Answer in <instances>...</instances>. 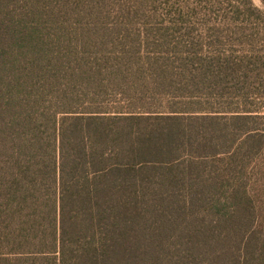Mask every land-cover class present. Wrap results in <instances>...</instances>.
<instances>
[{"label":"trees","instance_id":"16d2710c","mask_svg":"<svg viewBox=\"0 0 264 264\" xmlns=\"http://www.w3.org/2000/svg\"><path fill=\"white\" fill-rule=\"evenodd\" d=\"M0 264H264V8L0 0Z\"/></svg>","mask_w":264,"mask_h":264},{"label":"rangeland","instance_id":"374dc122","mask_svg":"<svg viewBox=\"0 0 264 264\" xmlns=\"http://www.w3.org/2000/svg\"><path fill=\"white\" fill-rule=\"evenodd\" d=\"M254 1L257 6L264 8V0H254Z\"/></svg>","mask_w":264,"mask_h":264}]
</instances>
